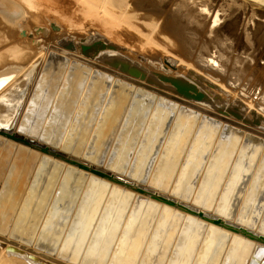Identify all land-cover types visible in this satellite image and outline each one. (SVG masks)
Wrapping results in <instances>:
<instances>
[{
    "label": "rangeland",
    "instance_id": "374dc122",
    "mask_svg": "<svg viewBox=\"0 0 264 264\" xmlns=\"http://www.w3.org/2000/svg\"><path fill=\"white\" fill-rule=\"evenodd\" d=\"M9 1L10 0H0L2 6L10 7V12H8L9 17H7L4 13H0V44H2V42L7 43V39L9 40L12 37L16 38L17 35L26 36V34L29 36L31 35L27 38L29 39V44H34L26 45V51L18 52L19 54L10 53L0 56V125L2 126L0 127V131L2 133H6V135L14 134L15 136L21 138L26 137L25 139L27 141H29L28 139H30L32 143H36L38 145H41L42 147H47L51 151L68 156L74 161L85 164L88 162L82 157L80 159L76 158V156L74 155H66L68 153L63 151L61 147H52L49 144L47 145L46 143L40 141L39 138H32L24 133L17 132V127L26 116L33 115L32 118L35 117L36 119H32L30 121L31 123L29 124L31 125V127L34 126V130L37 131L43 141H48L49 139L52 141L54 139V136H56L55 134H57V132L54 130L56 127L54 125L58 122L55 113H59V110H57L56 108V103L58 102L59 104H61V101L64 100V98H68L67 96L71 93L73 88H78V90H82L83 93L86 84H82L81 86L80 78L82 77L81 73H83L84 70L86 71V69H83L84 64L78 61L77 64H74L75 69L72 70L69 75L67 74V71H64L63 76L61 77L60 82L53 94L55 88V85L53 84L55 64L52 63V73L47 75L48 72H44V68L41 69L43 62H45V59L50 54V52L53 51L52 49H50V46L60 49L64 48L63 50L65 51L66 48L63 47L60 42L66 40H70L73 42L75 49L72 50L73 53H76L77 55H80L85 59H90L89 57H85L79 53V43L81 40H85L87 42L96 35H99L102 41L107 40L109 42H112V37H110V39L106 37L108 35L113 36V38L114 36H116L120 39V41H118V43L120 42L118 45L117 43L112 42L118 48H105L103 50L101 49L93 58L96 63L108 66V64H103L99 62V59H97L98 56L105 53L123 57V59L131 62L132 65H135L136 69L140 70V72L143 73L144 77L140 79V77L137 76V79H140L141 81L146 83H150L153 86L161 87L162 89L170 93L172 92L173 94H175L174 86L169 82L161 81V75H158L162 74L166 76L181 78L180 82L185 85H187V83L192 84L197 91L203 93V98L207 102L203 103L201 101L187 98L188 101L207 107L209 110L218 113L220 112L224 118L237 121L238 123H243L250 128H254L257 131H260V133H264V0H107L111 1L114 4L112 11H109L107 9L110 14L107 10H104L105 13H102L103 9L101 10L97 8V6H93L92 10L90 11V14L92 15H90L89 17L87 15H83V17H85H82L83 21L81 20V22H83V25H85L86 27L92 22H94L96 26L98 25L97 27L92 24L88 26L87 30H92L94 28L92 30V34H88L87 30L86 33L84 31L85 34L83 33V31H81V33L79 32L81 36L78 35L79 33H72L71 35L65 36L67 39L64 37L65 39L61 40V38L59 37L61 41L55 38V35L58 34L56 33L58 32V26H63V24L58 21V19H56L54 16H51L50 14L49 16L47 13H43V15L40 16H42L45 21L52 20V22H54V25L53 28L51 27V25L49 27V25L46 24V27L44 26V24H41V26L31 18L32 16H30L32 15L31 13L33 11L32 7L36 5L35 2H33L32 0H15L12 6H6V3H10ZM54 1L55 0H42L39 6L47 8V5H50L54 6L55 9H57V7L59 6L58 8L64 9L62 3L65 0ZM120 6H123L121 8H123L124 14L120 12V10H122ZM17 8L19 9L20 15H18ZM2 11L0 10V12ZM133 11L137 12L135 13ZM80 17L81 16H79V19ZM40 26L45 27V30L44 28L41 29ZM105 26H107L108 28H106ZM46 29H49L50 31H47ZM42 30L43 32L45 31L46 34L45 32L43 33ZM34 31L41 32H36V34ZM31 32L32 34H29ZM4 39H6V41H4ZM123 45H126V47H122ZM128 45H132L133 47L130 48ZM61 55L66 56L64 54ZM179 57L185 59V61L188 62H182L186 64L180 63L178 60ZM68 67L66 70H68ZM40 69L41 71L39 73ZM115 70L120 71L118 68H115ZM93 71L94 68L91 67V71L88 73V77L92 75ZM36 75L37 78L34 82ZM206 75L209 76L206 77ZM69 77L70 80L68 82L65 81ZM114 79L116 78L114 77ZM214 79L215 82H213ZM217 82L219 84H217ZM220 83L223 84L220 85ZM122 87L123 85L110 86V90L106 97L107 106H105L106 108L109 107V111H103L105 107H101L98 116L95 118L96 122L93 125L95 131H93L92 129L90 135L88 136V138H86L87 140L85 141L86 144L84 152L86 153L87 151V153L89 152L88 155H95V157L100 159V156L104 154L103 150L105 146H108V153L106 152V156L104 154L103 157H101L105 163V160L110 158L108 157V155H110L109 153L112 151V147L118 144V148L120 149L119 151H117V155H114V157H112V160L110 162L116 165H122L129 161L127 162L129 163L128 167L134 165L133 168L138 169V172L150 168V171L147 172L148 179L156 177V179L158 180H163V178L170 175V168H161L163 167V164H160L161 156L164 150H166V146L172 144V140H174L175 138H179L180 133H182L183 131L177 128L178 131L176 133V125L180 121V110L179 108L175 109L173 113V120L170 122L171 115H169L168 113L166 114L162 109H158L157 111L155 110V106L157 104L156 100H150L145 97H140L141 94L138 95L139 97L137 96V99L134 98L135 90L138 88L137 85H133L132 92H130L129 88L126 89L124 86L123 89ZM12 88L15 90V92H13L14 90H12ZM65 88L68 89L67 94L66 91H64ZM38 89L41 90V92L39 93L40 95L36 93ZM18 90H20L19 92L22 91L20 95H17ZM31 90L32 92L30 94ZM124 90L128 91L130 94L125 93ZM110 91L111 96H109ZM146 91V93H152L150 90ZM234 92L235 94H233ZM28 93L30 94V100H27L26 102ZM14 94L17 96H15ZM52 94L53 96H51ZM13 96H15L16 98L14 97L12 99ZM47 96H50L52 98L45 105L44 103ZM179 96L181 98H185L181 95ZM33 99L34 105L33 103L31 104V101L33 102ZM132 102L135 103L136 108L134 109V114L129 119L128 113L131 110H129L130 108L128 106L130 104L132 105ZM24 103L26 105L24 106V109L22 111ZM119 104H126L127 107H125L121 119L119 120L117 132L120 130L124 119H129L128 123L131 125L133 124V121L138 118H142L144 121V129L142 132L139 130V128H136V132L139 133V139L137 142H135L136 145H134V153L132 155L130 154V159L128 158V152L126 149L127 137H124L123 140L118 141V139L114 137L115 135L112 136L111 134H109L111 132L110 128L112 126V120L114 119L113 114L118 115L120 113L121 109L118 108ZM63 105L61 106L62 109H64ZM14 106L16 108H14ZM183 115L188 118L194 119V124H192V127L190 129L191 140L190 142H188V145H186L187 149H189L188 147L193 141L194 137L198 136L197 131H199V124H201V122L203 121V114L199 112L196 114V112L187 111ZM156 119H158L157 121H161V123H159L158 125L160 126V128H156V132H148L149 124L151 126V122L155 123L154 120ZM168 123L169 127L166 128ZM179 125L180 123H178V127ZM181 127L185 128V126ZM10 129L11 131H9ZM68 129L69 125H67V128H65L63 131L61 138L62 141L65 139ZM221 129L219 131V134L214 135L213 137V145L211 146L212 150L210 151V154L212 155H214L216 146L219 145V142L224 137ZM131 130L134 131V128L129 129L128 132H131ZM241 130L242 129H240V131ZM189 131L187 132V134L189 133ZM246 133L247 132L244 131L243 135H245ZM107 134H109L110 136L108 137ZM154 134L158 135V138L157 136L155 138L153 136ZM159 134L161 135L159 136ZM5 139L9 140L7 138ZM5 139L3 138V136H0V224H2L3 221V223L6 222L5 224L7 225L8 223H10L11 219L13 221L11 225H13L16 220H22L23 225H26L27 223L29 230L32 228V234H35V230L38 229V236L42 235L44 236V238H48L49 240L54 242L56 228L60 225V221L66 213L65 211L68 210L67 205L73 203L72 201L74 200L79 188L82 189L81 192H79L78 196V198L80 197L81 199L84 193V189L90 186L89 178L91 176H95V174L87 175V171H85L84 169L75 167L73 165H64L65 163L63 164V168L61 170L55 169L51 165L41 166L39 165V160L31 158V163L25 162L23 164L24 167H19L17 172L15 171L16 168L11 171V182L13 183V186L12 188L8 189L5 186V179L10 170V167L14 164L13 156H11L12 152L15 154L16 152H23V150L25 149L28 151L29 148L27 146H23L19 142H12L10 144V142L6 141ZM227 139H229V137H227ZM155 143H157L160 148L156 152H154V149H152ZM180 145L184 146V141H182ZM139 147L142 148L139 149ZM173 148L174 147H171V149ZM187 149L185 148L183 155L184 157L177 165V171L175 174L176 179L177 177H181L183 173L181 166L188 152ZM31 151H33V149ZM31 151L29 150V152ZM237 153L238 151L236 152V154ZM261 153L264 154L263 148ZM209 160L211 159L208 158V162ZM26 161L30 160L27 158ZM58 161L62 162L61 160ZM27 163L28 168L24 170ZM104 163L101 165H104ZM97 166L99 165H91L90 167H92L94 171H101L103 173L105 172L108 175H111L109 171L104 170V166ZM69 167H73L75 168V170L73 168L69 169ZM69 170H71L72 172ZM51 172L53 173L51 174ZM112 175L119 178L121 181H124L125 183H133V180H127V178L121 177L116 174ZM39 178H42L43 181L44 178H52L51 180H54V183L52 184L53 186L51 185L47 189H44L40 186L42 184L41 183L38 184L37 188L33 189L32 185L34 179L40 182ZM100 179L107 181L110 187H108V189L106 190L101 191L100 187L91 184L93 186V191L90 192V194L86 192V199H84L85 197H83V199L78 201L79 204L77 205H80L83 202L84 204L89 206L88 204H92L91 199L93 197L95 199L92 200H94L96 205H101V210L97 218L100 217V214L105 207H109L110 209H112V207H117L119 208V210L124 207V215H126L127 217L131 210V207L134 208L138 206V203L136 202L135 204V199H132L130 204L129 202L127 204L130 206H127L125 204L126 196L123 197L124 195L119 193L111 195L110 190L112 189V186L117 184L111 183L109 182V180H106L104 178ZM176 179L174 178L173 180L176 181ZM175 181H172L173 185L175 184ZM136 183L137 185H140L144 190H151V187H148L147 185L142 184V186L137 181ZM200 184L201 183L198 182L196 190L198 189ZM18 188L19 190H17ZM124 189L130 190L128 188ZM20 192L25 195L24 199L23 195L21 196L23 199L22 202H25L24 200L26 199V197L31 196L34 193L37 196L39 195L42 201L44 199V203L42 202L39 204L37 196L33 195L32 202L25 205L26 209L24 211L19 213L18 208L17 210H15L16 201L14 203V208L10 209L9 206L15 193L19 198L18 194ZM133 192L135 195H142L146 197L141 193H136L135 191ZM100 193H104V197H102ZM166 195L167 198L165 199L170 198L168 194ZM149 199L156 202L155 199ZM101 201L102 203H100ZM213 202L218 205L217 200H214ZM241 202L239 201L238 207L241 206L242 209L243 202ZM144 204L142 207H148V205L145 204L144 206ZM263 207L260 208L257 199L253 202L250 209L253 208L255 209V211H257L256 209H258V211L260 210V212L263 211L261 212V216L259 217L262 218V215L264 213ZM13 209L15 210V213L13 212ZM39 210L43 213L40 214L41 212ZM75 212L76 210L71 214L70 221H72ZM204 212L208 214V212ZM59 213L62 214L61 218H58L57 216ZM116 213L117 212H111L110 210V213H108V217ZM137 213L138 212L132 214L136 215ZM146 215L147 214H145V216ZM102 220L103 225L107 226L108 223L106 224L105 217L102 218ZM199 237H201V228L197 230L196 223H192L188 226L187 229H185L180 242L184 240V243H189L188 240H191L192 238L198 240ZM213 237L215 239H211L210 241L212 242L209 243L210 246L206 247L207 252L205 254V258L203 257V259L201 260V262L203 261L202 264H209L208 259H210L211 254L219 255V261L222 255L221 262L223 259H225V256H227L226 254L228 252V246L226 247V244L222 243L224 242V240L226 241L225 237ZM0 241L5 242L1 239ZM62 261L69 262L65 260ZM221 262H218V264H222Z\"/></svg>",
    "mask_w": 264,
    "mask_h": 264
},
{
    "label": "water",
    "instance_id": "95a60500",
    "mask_svg": "<svg viewBox=\"0 0 264 264\" xmlns=\"http://www.w3.org/2000/svg\"><path fill=\"white\" fill-rule=\"evenodd\" d=\"M64 46H66L67 49L70 50V49H73L74 45L72 41H65ZM52 48L55 49L59 53V55L58 54L56 55V53L51 55V57L47 60V63L44 66V72H48L47 75L51 74L52 73L51 66H53L52 63L55 64V68H54L55 71L53 74L54 75L53 84L55 85V88H54L53 94L60 82L61 77L63 76L64 71H67V74L69 75L71 71L75 69L74 64H77L78 61H80L82 64L85 63L83 65V69L85 68L86 71L84 70L83 73H81L82 77L80 78L81 86L82 84L83 85L86 84L85 90L82 93V90H78V88H73L71 93L67 96L68 98H64V100L61 101L62 102L61 104H59L58 102L56 103V108L57 110H59V113H55L56 118L58 119V122L55 123L54 126L56 127L54 130L57 132V134H55L56 136H54V139L52 141L50 139L48 141L47 140L43 141V139L39 136L37 131L34 130V126L31 127V125L29 124L31 123L30 121L32 119L33 120L36 119L35 117L32 118L33 115L26 116L23 119V121L17 127L18 129L17 132L24 133L27 136H30L32 138H39L40 141L46 143L47 145L49 144L52 147H57V148L61 147L63 151H65L66 153L70 155L72 154L76 157H82L83 159H85L86 161L94 165L104 166V168L108 171L117 173L118 175L119 174L124 175L130 180H133L135 182L137 181L138 183L147 185L148 187H151L153 189H157V190L169 193L171 196L178 198L180 200L187 201V202L192 201L194 204L199 205L200 207L211 209L210 207L211 203L213 204V201L215 200L218 194V187L222 186L223 192L218 194L219 196V199L217 200L218 205L215 206V211L224 216H232L234 214L235 205H238L239 201L241 200L242 194L240 191V187L242 188L247 178L251 176L252 166H254L255 163L258 161L257 158L260 155L258 150L261 151L264 145V140H263L264 133L262 134L260 133V131H257L254 128H250L249 126L243 123H238L237 121L225 119L221 115L220 112L218 113V112L209 110L207 107H204V106L188 101L187 98L198 100V101L202 100V98L204 97V94L201 93L200 91H197L194 85L189 84V83L185 85L182 82H180L181 78L166 76L162 74L158 75V76L161 75V78H160L161 81L169 82L170 84L174 86L175 94H173L172 92L170 93L162 89L161 87H156V86L151 85L150 83L141 81L140 79H142L143 73L140 72V70L136 69L135 65H132L133 67L129 68L125 63H121V62L117 63L114 60L105 61L107 59L105 57H104L105 60L102 59L101 61L108 64V66L96 63L93 60V58L96 56V54L101 49L103 50L105 48H113V49L116 48V45L114 43L109 42L107 40L102 41L99 35H96L95 37L91 38L86 43L83 40H81L79 43V53L85 55L86 57H89L90 59H85L81 57L80 55L71 53L66 50L64 51L63 49H60L57 47H52ZM61 54H64L66 56H63ZM68 57H72L74 60L70 61ZM118 66H120L119 68L122 72L115 70V68H117ZM67 67H68V70H66ZM91 67L94 68V71L92 75L88 77V73L91 71ZM137 76H140V79H137ZM114 77L116 79H114ZM69 80H70V77L67 78L65 81L68 82ZM111 85L112 86L113 85L114 86L123 85V87L125 86L126 89L129 88L130 92L133 91L132 90L133 85L135 86L137 85L138 88L135 90L134 98L137 99V96L141 94L140 97H145L150 100H156L157 104L155 106V110L157 111L158 109H162L166 114L168 113L169 115H171L170 122L173 120V113L175 109L179 108L180 121L178 123H180V125L178 127V123H177L176 133L178 129L183 130V131L182 133H180L179 138H175V139L173 138L175 141L172 140V144H169L170 146L169 145L166 146L167 151L164 150L161 156V162H160V164L161 163L163 164L162 165L163 167L161 168H165V167H168V169L170 168V175H169L170 177L167 176L163 178V180L162 179L158 180L156 179V177L148 179L147 172L150 171V168L139 171L141 172L139 173L138 169L133 168L134 165H132L131 167H128L129 163L127 162L129 161H127L126 163L122 165L113 164L110 161L112 160V157H114V155L115 156L117 155V151H119L120 149L118 148V144L112 147L113 149H111L112 151L109 153L110 155H108V157L110 158L105 160L106 161L105 163L101 157H103L104 154L106 156V154L108 153V146H105L103 150L104 154L100 156V159L95 157V155L94 156L88 155L89 152L87 153V151L86 153L84 152L85 144H86L85 141L87 140L86 138H88L92 129L93 131H95V129L93 128V125L96 122L95 118L98 116V113L101 107L107 106L106 97L110 90ZM146 90H150L152 93L150 92L146 93L147 92ZM64 91H66V94H67L68 89L65 88ZM40 92L41 90L38 89L36 93L40 95L39 94ZM125 93L130 94L128 91H125ZM53 94L51 96H53ZM179 95L185 97L186 99L181 98ZM109 96H111V91H110ZM51 98L52 97L47 96L44 104L46 105L50 101ZM105 99H106V102H105ZM32 103L34 105V99H33V102L31 101V104ZM62 105L64 106V109L61 108ZM125 107H127L126 104H119L118 108L121 109L120 113L118 115L113 114L114 119L112 120V126L110 128L111 132L109 131L110 132L109 134H111L112 136L115 135L114 137L117 138L118 141L123 140L124 137H127L126 139L127 148L126 149L128 152L127 153L128 158L130 159V156L134 153V147H135L134 145H136L135 142H137L139 139L138 138L139 133L136 132V128H139V130L142 132L144 129L143 127L144 121L142 118H138L133 121L132 125L128 123L129 119L134 114V109L136 108L135 103L132 102V105L130 104L128 106L130 108L129 110H131L128 113L129 119H124L120 127V130L117 132V128L119 126V120L121 119V116L124 112ZM108 108L105 107L103 111H106V112L109 111ZM187 111L196 112V114L198 112L203 114L202 116L203 121L201 122V124H199V127H198L199 131H197L198 136L194 137L193 141L188 147L189 149H187L186 145H188V142H190L191 140V130L190 129L192 127V124H194V119L188 118L183 115ZM157 120L158 119L154 120L155 123L151 122V126L149 124L148 132L149 131H151V133L156 132V128H160V126L158 125L159 123H161V121H157ZM67 125H69V129L67 131L65 139L62 141L61 139L62 134H63L64 129L67 128ZM168 125L169 123L167 124L166 128L169 127ZM181 126H185V128ZM132 128H134V131L131 130V132H128V130ZM220 129L223 132L224 137L219 142V145L216 146V151L214 155H212L210 154V151L212 150L211 146L213 145L212 140H213L214 135L219 134ZM240 129H244L247 133L242 136ZM188 131L189 133L187 134ZM109 134H107L108 137L110 136ZM0 135L9 139V140L5 139V140L10 142V144L12 142H17V143L19 142L23 146L32 148L33 151L38 150V151L43 152L44 153L43 156H41L39 159V165L41 166L51 165L55 169L61 170L64 164L62 162H68V163H71L75 167L84 169L85 171L90 169V171L95 173L96 177L91 176L90 177L91 179L89 178L90 186L84 189V193L81 199H83V197L86 196L85 194L86 192L90 194V192L93 191L92 189L93 186L91 184H94L95 186L100 187L101 191L106 190L108 189V187H110L107 181H104L100 178H104L109 181H113L117 183V185L112 186V189L110 190L111 195L119 193V194L124 195L123 197L126 196L125 197L126 205L128 204V202L130 204L131 200L134 198L133 191H138L139 193H145L142 189H139V187H136L135 185L128 184L126 186V183L118 182V179H114L112 175H108L107 173H103L101 171H96V170L95 172L94 169L90 166H87L78 161H74L68 156L51 151L47 147H42L41 145H38L32 142L30 143L25 138L17 137L14 134L6 135V133H1V132H0ZM160 135L161 134H159V136ZM153 136L155 138L157 136L158 138V135L156 134H154ZM227 137H229V139H227ZM182 141H184V146L180 145ZM171 147H174L175 149L174 148L171 149ZM238 147H239V150H238ZM140 148L142 147H139V149ZM185 148L188 150V152L181 166L183 173L181 177H177L176 179L175 174L177 171L176 170L177 165L181 162V159L184 157L183 155H184ZM32 149H29V150L31 151ZM152 149H154V152H156L160 148H159V145L155 143ZM29 150L27 151L25 149L23 150V152H19V153L21 155H24L23 159L31 157V156H33L31 158L36 159V154L33 151L29 152ZM237 151L238 153L236 154ZM57 158H59L58 160H61L62 162L56 160ZM208 158L211 159L209 160V162H208ZM103 163L104 165H101ZM71 168L73 167H69V169ZM157 168H158V165H157ZM73 169L75 170V168ZM84 177H85V173H84ZM174 178L176 179V181L173 180ZM35 179L32 185L33 189L37 188L38 184H41V183L42 184L40 186L44 189L45 188L47 189L54 183V180H51L52 178H44V181L42 180V178H39L40 182H38V180L36 181ZM172 181H175L174 185L172 184ZM198 182L201 184L196 190V186ZM118 185H122L127 188L129 187L128 189L132 191L126 190L123 187H120ZM252 185L254 187L252 188L253 196L251 195L248 199L246 198V200L244 201V204L242 205L243 208L239 212L238 217H239V220L241 222H244L245 225L247 226H249L252 223L257 224L258 222L259 224L258 229L264 232V213L262 215V218H259L261 216V212L263 211L260 212V210L258 211V209H256L258 211L257 212L253 208L250 209L252 207L253 202L256 201L257 199H258V204L260 205V208L264 206V154L262 156V159L258 163L256 172L254 173ZM233 189H235L236 191L233 192ZM81 190L82 189L79 188V190L77 191L76 196L74 200L72 201L73 203L70 205H67L68 210L66 209L67 211H65L66 213L64 214V216L62 217V214H60L63 212H60L57 215L58 218L62 217V220L60 221V225L58 227L56 224L57 228L55 227L56 228L55 238L59 239L63 228L70 221L71 214L76 210L72 221L68 225H70V228H73L74 236H78V238L80 236L81 238L83 237L82 239L83 243H84L86 235L90 231L91 236H90V240L89 239L88 240H89V243H91V245L94 243V245H96L97 247L100 244H104L103 253H105L106 258H104L105 262L103 263L99 262V264H119L117 261L114 262V258L118 255V253L119 255L122 253L123 247H125V251H126L125 253L127 255L124 257L123 263L121 264H156L159 260H162L163 256L168 251L167 246L171 244L173 236L175 235L176 228L173 225L174 224L173 216L175 215L176 217L180 218L182 216L181 212H177L173 209H170L171 207L170 208L165 207L164 208L165 210L161 211L162 217L160 218V221L157 222V224H155L154 226L155 229L153 230V222L155 219V214L159 208V204L142 195H136L135 204L137 202L138 206L134 208L131 207V210L129 214L127 215V217L126 215H124L125 213L123 211L124 207H122L120 210L117 207H115L117 209L113 207L112 209H110L109 207H105L104 210H102L100 217L97 218L101 210L100 209L101 205L100 204L98 206L96 205L94 200H92L95 198L92 197L91 199L92 204L91 205L88 204L89 206H87L83 202L80 205L75 204L76 199L78 198L79 192H81ZM103 194L104 193H100L102 197H104ZM233 194H235L234 195L235 199H234ZM33 195H36V194L33 193L31 196L26 197V199L24 200L25 201L24 203L25 204L31 203L33 200ZM84 199H86V197ZM37 200L39 204L42 202L44 203V200L42 201L39 195L37 196ZM100 203H102V201ZM144 203L148 205V207H142ZM127 206H130V205H127ZM110 210L111 212H117V213L108 217V213H110ZM135 212H138V213L136 215H133L132 213H135ZM42 213L43 212L41 211L40 214ZM145 214L147 215L145 216ZM104 217L106 219V224L108 223L107 226L103 225L102 218ZM126 219H128L127 224L133 226V228L128 231L126 229L127 224L125 225V227L123 226ZM177 222H178V219H177ZM192 223H196L197 227L198 225L200 227L202 226L198 222H194L193 220L187 219V222L185 224V229H187L188 226L191 225ZM22 225H23L22 220L15 222L14 227H13L14 228L13 231H15L14 234L19 235L18 232L21 233V230L23 229L27 230L29 234L30 233L32 234V230L29 231L27 223L26 225H23V226ZM121 228H123L124 230L126 229L128 234L133 232L130 238L125 237L123 239L122 235L121 236L117 235L119 233L118 231ZM188 230H191V229H188ZM149 231H152V235H150L151 238L146 247V253L143 255L144 260L139 262L138 260H139L141 247L143 245V242L145 241L144 239H146V237L148 236ZM21 235L23 236V234ZM182 236H183V233L179 236V241ZM215 236L222 237L221 235L218 234V232H217V235ZM117 237L119 238L118 242L116 240ZM224 237L226 239L225 235ZM23 238L24 239L26 238V240H29L27 236L26 237L23 236ZM131 238H133L134 240L137 239L138 242L132 243ZM188 241L190 243V240ZM196 241L197 239H194L193 242H196ZM182 242H180V247L182 246L181 248L183 247L186 248L189 245V243H184L185 242L184 240ZM222 243L224 244L225 240ZM244 243L245 242H242L241 240H239L236 243V245L233 244L234 246L228 245V252L226 254L227 256H225V259H223L222 262H221L222 255L219 261V255L211 254L210 259H208L209 264H218V262L219 263L221 262L222 264H237V263L241 264L243 255L240 250L243 249ZM113 244L115 247L113 246ZM130 247L132 248L131 250H130ZM184 248L181 249V251L178 249L179 256L177 255L176 258H173L170 262L171 264H188L186 255L189 254L190 251L187 250L186 252H184ZM80 252L77 253L78 256ZM69 253L70 252L68 251L65 252L66 255H68ZM86 253L84 257L82 258L83 264H97V262H92V261L89 262L88 259L85 257ZM112 257L113 259L111 260ZM204 258H205V255H204ZM202 259H203V256L200 258V260H198L199 264H202L203 262V261L201 262ZM243 259L246 261V257ZM58 262H60L61 264H66L62 261H58Z\"/></svg>",
    "mask_w": 264,
    "mask_h": 264
},
{
    "label": "bare ground",
    "instance_id": "6f19581e",
    "mask_svg": "<svg viewBox=\"0 0 264 264\" xmlns=\"http://www.w3.org/2000/svg\"><path fill=\"white\" fill-rule=\"evenodd\" d=\"M15 0H10L9 2L10 3H6V6H12L13 2ZM21 1V0H20ZM33 2L36 3L35 6L32 7V16L31 18L34 19L37 24H44V26L46 27V25H51V27L53 28V23L52 20H48V21H45V19L42 18V16L40 15H43V13H47L48 15L50 14L51 16H54L56 19H58V21H60L63 26H58V34L55 35V38L56 39H59L61 38L62 39H65L66 35H71L72 33L73 34H78L79 32L81 33V31H85L86 33V30L88 28L89 25H95L94 22H92L91 24H88V26L86 27L85 25H83V22H81V20L83 21V15H87L88 17L92 14H90L93 6L99 9H103L102 10V13H105V11L108 9L109 11L113 9V6L114 4L111 2V1H107V0H65L62 4L64 6V9L63 8H58L55 9L54 6H50V5H47V8H44V7H40L39 5L41 4L42 0H32ZM57 1V0H55ZM54 1V2H55ZM31 2V1H29ZM27 4V3H26ZM59 4V3H58ZM72 5V6H70ZM123 7V6H120V8ZM205 8V7H204ZM13 9V8H12ZM18 9V8H17ZM122 10H120V12H124L123 8H121ZM0 10L2 12L0 13H4L7 17H9V13L10 12V7H4L2 6L1 2H0ZM98 10V9H97ZM105 10V11H104ZM107 10V11H108ZM127 10V9H126ZM134 10V9H133ZM205 10V9H204ZM5 11V12H4ZM108 11V13H109ZM114 12V11H113ZM135 12V11H133ZM137 12V11H136ZM135 12V13H136ZM106 13V14H108ZM112 13V12H111ZM27 14V13H26ZM99 14V13H98ZM105 14V15H106ZM110 14V13H109ZM124 14V13H123ZM122 14V15H123ZM127 14V13H126ZM18 15H20L19 13V9H18ZM49 15V16H50ZM103 15V14H102ZM104 15V16H105ZM128 15V14H127ZM79 16L80 19H79ZM109 16V15H108ZM112 16V15H111ZM3 17V16H2ZM6 17V18H7ZM83 17V18H82ZM93 17V16H92ZM115 17V16H114ZM119 17V15H118ZM117 17V18H118ZM30 18V19H31ZM82 18V19H81ZM116 18V19H117ZM4 19V18H3ZM48 19V18H46ZM50 19V18H49ZM113 20V19H112ZM129 20V19H128ZM133 20V19H132ZM139 20V19H137ZM152 21V20H151ZM117 22V21H116ZM121 22V21H120ZM156 22V21H155ZM18 23V22H17ZM123 23V21H122ZM46 24V25H45ZM153 24V23H152ZM158 24V23H157ZM42 26V25H41ZM40 26V27H41ZM96 26V25H95ZM93 26V27H95ZM98 26V25H97ZM96 26V27H97ZM132 26V25H131ZM151 26V25H150ZM154 26H155V23H154ZM45 27H41L44 28L45 30ZM93 27H89V28H93ZM106 28H108L107 26H105ZM147 28H148V25H147ZM40 29V30H41ZM94 29V28H93ZM92 29V30H93ZM47 30V29H46ZM49 30V29H48ZM47 30V31H48ZM92 30H87L88 34H92L93 31ZM50 31V30H49ZM150 31V30H149ZM35 33L37 31H34ZM39 32V31H38ZM37 32V33H38ZM41 32V31H40ZM39 32V33H40ZM43 32V30H42ZM45 32V31H44ZM43 32V33H44ZM36 33V34H37ZM48 33V32H47ZM80 33L78 35H80ZM84 33V34H85ZM15 34V33H14ZM29 34H32L29 33ZM42 34V33H41ZM46 34V32H45ZM34 35V34H33ZM50 35V34H49ZM166 35V34H165ZM31 36V35H30ZM29 35L26 34V36H18L16 38H11V39H7V43H3L0 44L1 45V49H0V56H3L5 54H10V53H18V52H21V51H26V45L29 44V39H27L28 37H30ZM39 36V35H38ZM45 36V35H43ZM81 36V35H80ZM42 37V36H41ZM60 37V38H59ZM65 37V38H64ZM108 39L111 38V41L112 42H115L117 43V45L120 43H118V41H120L119 38H117L116 36H106ZM105 37V38H106ZM148 37V36H147ZM54 38V39H55ZM76 38V37H74ZM34 39V37H33ZM32 39V40H33ZM53 39V40H54ZM67 39V38H66ZM85 39V38H84ZM163 39V37H162ZM58 40V41H59ZM60 40V41H61ZM4 41H6V39H4ZM34 41V40H33ZM32 41V42H33ZM57 41V42H58ZM66 41H70V40H66ZM74 41V39H73ZM85 43L86 41L83 40ZM150 41V40H149ZM165 41V40H164ZM169 41V40H168ZM39 42V41H37ZM53 42V41H52ZM56 42V43H57ZM65 42V41H64ZM64 42L61 41L60 43L63 45V47L66 48V51L69 50L67 49L66 46H64ZM76 42V41H75ZM172 43V42H171ZM22 44H25V45H22ZM31 44H34V43H31ZM29 44V45H31ZM51 44V43H50ZM170 45V44H169ZM55 46V45H54ZM59 46V45H58ZM77 46V45H76ZM121 46V45H120ZM130 48L133 47L132 45H128ZM205 46V45H204ZM122 47H126V45H123ZM118 48V47H116ZM50 49H52L53 51L50 52V54L46 57L45 59V62H43V65L41 67L44 68L45 66V63L47 62V60L51 57L52 54H55L56 55L59 53L52 48V46H50ZM64 49V48H63ZM113 49V48H112ZM165 49V48H164ZM72 50H75L74 49V46H73V49H70L69 52H72ZM77 50V49H76ZM111 51V50H110ZM165 51V50H164ZM42 52V50H41ZM122 52V51H121ZM24 53V52H23ZM73 53V52H72ZM19 54V53H18ZM76 54V53H75ZM83 55V54H82ZM10 56V55H9ZM36 56V55H35ZM39 56V55H38ZM85 56V55H83ZM108 56V57H106ZM14 57V56H13ZM37 57V56H36ZM86 57V56H85ZM107 58L106 60L104 59ZM70 61L74 60L72 57H68ZM84 58V57H83ZM99 59V62L103 63V64H106L105 62L101 61L102 59L105 60V61H112L114 60L115 62L119 63H125L129 68L130 67H133L132 66V63L129 62L128 60H125L123 59V57H120V56H116V55H112V54H101L100 56H98ZM4 60V59H3ZM137 60V59H136ZM179 62L182 63L183 61H185V59H182L181 57L178 58ZM35 61V60H34ZM4 62V61H3ZM32 62V61H31ZM186 62V61H185ZM188 62V61H187ZM186 62V63H187ZM186 63H182V64H186ZM85 64V63H84ZM189 64V63H188ZM188 64H187V67H188ZM192 64V63H191ZM190 64V65H191ZM171 65V64H170ZM189 65V67H190ZM34 66V65H33ZM36 66V65H35ZM186 66V65H185ZM120 66H118L117 68L120 70L119 68ZM192 67V66H191ZM195 68V67H194ZM41 69L39 70V73L41 71ZM121 71V70H120ZM198 72V70H197ZM202 72V71H201ZM37 73V74H39ZM200 74V73H199ZM205 75V74H204ZM209 76V75H208ZM206 75V77H208ZM140 77V76H139ZM144 77V75H143ZM37 78V75L34 79V82ZM213 81V80H212ZM215 82V79L214 81ZM16 84V83H15ZM217 84H219L217 82ZM223 83H220V85H222ZM219 85V86H220ZM15 86V85H14ZM222 87V86H221ZM25 88V87H24ZM22 88V89H24ZM226 88V87H225ZM16 89V88H15ZM18 89V88H17ZM224 89V88H222ZM12 90H14L12 88ZM228 90V88H227ZM237 90V89H236ZM20 90H18L17 92V95H20L21 92H19ZM15 92V90L13 91ZM32 90L30 91V94H31ZM12 94V93H11ZM16 94V93H15ZM14 94V95H15ZM30 94L28 93L27 95V99H26V102L27 100H30L29 99V96ZM235 94V92L233 93ZM13 95V94H12ZM11 95V96H12ZM15 95V96H17ZM13 96L12 99L15 97ZM232 96V95H231ZM235 96V95H234ZM7 97V96H6ZM20 97V96H19ZM16 98V97H15ZM21 99V98H20ZM17 101V100H16ZM15 101V102H16ZM198 101V100H196ZM201 102H207L204 98H202V100H199ZM249 101V100H248ZM18 102H19V99H18ZM25 102V103H26ZM24 103L23 105V108H22V111L24 109V106L26 105ZM250 103V102H249ZM248 103V104H249ZM8 104V103H7ZM19 104V103H18ZM252 104V103H251ZM4 105V104H3ZM12 105V104H11ZM7 106V105H6ZM16 106V105H15ZM14 106V108H16ZM252 107V106H250ZM255 107V106H254ZM3 108V107H2ZM257 109V108H256ZM255 109V111H256ZM258 112V110H257ZM263 112V111H262ZM235 113V112H234ZM264 113V112H263ZM229 114V113H228ZM233 115V114H232ZM239 117V116H238ZM264 117V115H263ZM225 119H228V118H225ZM245 119V118H244ZM231 120V119H230ZM240 120V118H239ZM242 122V121H241ZM244 122V121H243ZM0 127H2L0 125ZM252 127V126H251ZM264 127V126H263ZM11 131V129L9 130ZM244 129H242L240 132L242 133V136H243V133H244ZM1 132V131H0ZM2 133V132H1ZM263 134V133H262ZM252 135V134H250ZM2 136V135H0ZM5 139V137H3ZM26 138V137H25ZM29 142L31 143V140L28 139ZM264 140V139H263ZM11 141V140H10ZM17 143V142H16ZM29 148V147H28ZM50 148V147H49ZM264 149V145L262 147ZM29 149H32V148H29ZM239 149V147H238ZM260 155L258 156L257 158V162L255 163L254 166H252V170H251V176L247 178V180L245 181L244 185L242 186V188L240 187V191H241V200L240 202L242 201L243 204H244V201L246 200V198L248 199L253 193V190L252 188L253 185H252V180L254 178V173L256 172L257 170V166H258V163L259 161L262 159V156L263 154L261 153L260 150H258ZM35 154H36V159L39 160L41 156H43V152L41 151H38V150H34L33 151ZM66 154V153H65ZM66 155H69V156H73V155H70V154H66ZM13 156V162L14 164L10 167V170L7 174V177L5 179V186L10 189L12 188L13 186V183L11 182L12 178H11V174L15 168H16V172L18 171L19 167H24L23 164L25 162H29L31 163L32 162V159L31 157H28V159L30 161H26L27 158L23 159L24 155H19L18 152H16L15 154L12 152V155ZM76 158H80L81 157H76ZM58 160V159H57ZM62 163H65L64 165H72L71 163H68V162H62ZM85 164V163H83ZM87 166H91V165H94L90 162H87L86 163ZM85 164V165H86ZM90 164V165H88ZM96 166V165H94ZM99 167V166H97ZM28 168V163L27 165L25 166L24 170H26ZM102 168V167H101ZM104 169V168H103ZM87 170V169H86ZM106 170V169H104ZM108 171V170H106ZM96 172V171H95ZM112 174H116L118 175L117 173H114V172H111L109 171ZM53 172H51L52 174ZM105 173V172H104ZM91 174H95L93 173L92 171L87 170V175H91ZM53 176V175H52ZM55 176V175H54ZM113 176V175H112ZM119 176L121 177H125L127 178L126 176L124 175H120ZM9 177V178H8ZM114 179H118V182H123L125 183L124 181H121L119 178L113 176ZM53 178V177H52ZM10 179V180H9ZM107 180V179H106ZM127 180H130L129 178H127ZM132 181V180H130ZM111 183H115L117 184L116 182H113V181H109ZM133 183H126V186L129 184V185H135L136 187H139V189H142L145 193H141V194H145L146 197L149 199V198H152V199H155L156 200V203L159 204V208L155 214V219H154V222H153V230L155 229V224H157V222L160 221V218L162 217L161 215V211L165 210L164 208L165 207H171L170 209H173L177 212H181L182 213V216L179 218V217H176L175 215L173 216V220H174V226L176 228V231H175V235L173 236V239H172V242L168 247V251L167 253L163 256L162 260H159L156 264H171V260L173 258H176L177 255L179 256L178 254V249L181 251V248L180 247V241H179V236L184 233L185 231V224L187 222V219H190V220H193L194 222H198L199 224H201L202 226V229H201V237L196 241V242H193L194 239H191L190 240V243L189 245L184 248V252H186L187 250L190 251L189 254L186 255V259L188 260V264H199V261L200 258L206 254L207 250H206V247L209 246V243H211L212 241L211 238H213V236L217 235V232L219 235L221 236H226V247L228 245H233L241 240L242 242H245L244 243V246H243V249H241V253L243 255V258L246 257V261L242 258V263L241 264H264V232L259 230V224L257 222V224H250L249 226L245 225L244 222H241L239 220V213L242 209H241V206L238 207V205H235V211H234V214L232 216H224V215H221L220 213H217L215 211V206H216V203L213 202V204L211 203V209L209 208H205V207H200L199 205H196L194 204L192 201H183V200H180L178 198H175L173 196H171L169 193H166V192H163V191H160V190H157V189H153L151 188L150 191H147L144 190L140 185H137V183L135 181H132ZM142 185V184H141ZM256 185V184H255ZM53 186V185H52ZM120 187L122 185H119ZM143 186V185H142ZM124 187V186H122ZM124 188H127V187H124ZM129 188V187H128ZM223 187H218V193H221L223 192ZM19 190V188L17 189ZM236 190L233 189V192H235ZM24 192V191H22ZM22 192H20L18 195H19V198L17 197V194L15 193L12 201H11V204L9 206L10 209L14 208V203L16 201V205H15V210H19V212H22L24 211L25 209V206L26 205L23 201L24 199V196L22 194ZM136 193H139L138 191H135ZM45 193V192H44ZM168 194L170 196V198L168 199H165L167 198V195ZM23 195V199H22V196ZM235 194H233L234 196ZM134 198L133 200L135 199L136 195L134 194L133 195ZM253 196V195H252ZM49 197V196H48ZM47 197V198H48ZM219 199V196L217 194L215 200H218ZM234 199H235V196H234ZM44 200V199H43ZM80 201V197L77 198L75 204H78ZM132 201V200H131ZM241 202V203H242ZM234 203V202H233ZM24 204V205H23ZM242 204V205H243ZM167 205V206H166ZM40 206V205H39ZM44 207V206H42ZM14 210V209H13ZM15 210L13 211L15 213ZM38 210V209H37ZM40 211V210H39ZM204 211L208 212V214H206ZM41 212V211H40ZM13 213V214H14ZM210 213V214H209ZM35 214V213H34ZM206 214V215H205ZM18 216V215H16ZM34 216V215H33ZM41 216V215H40ZM39 216V217H40ZM35 219V218H34ZM177 219H178V222H177ZM33 220V219H31ZM127 220H125L124 222V227L125 225L127 224ZM17 221V220H16ZM171 221V220H169ZM228 221V222H226ZM71 222V221H70ZM6 223V222H5ZM3 223L2 221V224H0V239L7 242H2L0 241V264H61L60 262L58 261H62V260H65V261H69V262H64V263H68V264H83L82 262V258L84 257L86 251V258L88 259V261H92V262H97V264H99V262L103 263L105 262V259L106 256H105V253H103V246L104 244H100L96 247V245H94V243L91 245V243H89V240H90V236H91V232L89 231L88 234L86 235L85 237V240H84V243L82 242V239L83 237L81 238V236L78 238V236H74V231H73V228H70V223H67V225L63 228L62 230V233L59 237V239L55 238L54 239V242H52L51 240H49L48 238H44V236L40 235L38 236V229L35 230V234H29L27 230H21V233L18 232L19 235L17 234H14L15 231L14 230V224L11 225V223H13V221L10 219V223H8L7 225ZM6 225V226H5ZM199 225L197 227V230H199L201 228ZM40 228V226H39ZM133 226L132 225H129L127 224L126 225V229L127 231L132 229ZM126 229L124 230L123 228H121L118 232V236H121L123 237V239L125 237L127 238H130V236L132 235L133 232H131L130 234H128V232L126 231ZM31 230V229H30ZM29 230V231H30ZM151 230V229H150ZM152 230V231H153ZM152 231H149L148 232V236L146 237V239H144L145 241L143 242V245L141 247V251H140V255H139V262L144 260V254L146 253V247L150 241V235H152ZM121 232V233H120ZM23 234V236H27L29 238V240H26V238L24 239L23 236L21 235ZM120 234V235H119ZM244 236V237H243ZM216 237H219V236H216ZM32 238V239H31ZM121 238V237H120ZM44 239H45V242H44ZM89 239V240H88ZM215 239V238H214ZM117 242L119 240V238L117 237L116 238ZM131 242L132 243H137V239L134 240L133 238H131ZM9 243V244H8ZM83 243V244H82ZM72 244V245H71ZM88 244V245H86ZM238 245V244H237ZM114 246V244H113ZM112 246V247H113ZM234 246V245H233ZM115 247V246H114ZM181 248V249H180ZM41 249V250H40ZM132 248L130 247V250ZM177 249V251H176ZM81 250V252H80ZM112 250V248H111ZM70 252L68 255L65 254V252ZM238 251V250H237ZM78 252L79 253V256H78ZM125 247L122 248V253L118 255L114 258V262H118L119 264L123 263V260H124V257L127 255L125 253ZM78 258V259H77ZM113 259V257L111 258V260ZM127 259V257H126ZM109 261V260H108ZM198 261V262H197ZM185 262V261H184ZM239 264V263H237Z\"/></svg>",
    "mask_w": 264,
    "mask_h": 264
}]
</instances>
